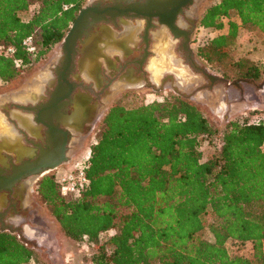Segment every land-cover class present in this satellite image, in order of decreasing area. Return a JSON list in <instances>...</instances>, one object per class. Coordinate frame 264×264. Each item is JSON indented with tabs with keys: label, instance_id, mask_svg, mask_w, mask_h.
<instances>
[{
	"label": "trees",
	"instance_id": "16d2710c",
	"mask_svg": "<svg viewBox=\"0 0 264 264\" xmlns=\"http://www.w3.org/2000/svg\"><path fill=\"white\" fill-rule=\"evenodd\" d=\"M84 1L0 0V79H16L60 42ZM231 13L241 27L264 35V0H218L201 15L200 27L214 35L198 52L211 63L228 60L232 78L261 81L264 59L233 56L238 24ZM28 36L39 50L23 45ZM258 112L218 127L179 93L134 106L115 102L89 149V187L63 196L56 177L46 174L36 192L66 237L95 247L91 264H264V118H249ZM213 139L216 151L202 161L201 142ZM205 228L212 240L199 236ZM228 240L250 243V256L231 255ZM36 250L0 230V264H32Z\"/></svg>",
	"mask_w": 264,
	"mask_h": 264
},
{
	"label": "flooded vegetation",
	"instance_id": "af4514ba",
	"mask_svg": "<svg viewBox=\"0 0 264 264\" xmlns=\"http://www.w3.org/2000/svg\"><path fill=\"white\" fill-rule=\"evenodd\" d=\"M99 1V8L120 2L125 3L124 0ZM93 2L95 5L98 1L91 0L87 4ZM129 2H138V4L143 5L144 10L142 9V11L146 14L154 13L160 14V16L152 15L148 18L147 15H139L136 17L134 16L136 11L130 10L128 11L130 17L117 18L115 24L110 20L100 21L85 29L82 39L77 43L75 67L69 76V80L76 84L72 92L73 102L62 108L58 117L53 118L55 124L71 134L67 142L66 155L68 160L62 164H69L71 161L72 153L69 150H72L70 148L72 138L77 140L74 141L73 150H78L87 137L94 132L97 122L102 120L108 108L115 103V90L119 87L162 91L169 86L174 91H180L177 87L178 81L175 75L168 71L169 68L178 70L185 66L192 76L198 77H200V73L190 65L191 62L207 68L200 62L197 52L200 45L197 42L198 33L202 28L199 23L204 11L200 12L201 0H130ZM171 18H173V23L177 28L176 35L163 21ZM128 30H130V37H133L130 44L135 53H127L124 48L118 49L122 54L127 53L123 59L117 57L119 67H114L108 61V54L101 48L98 51L95 46L92 52L89 51V48L92 49L91 45L95 43V40L104 46L103 38L108 37L109 34L118 36L119 33L124 34ZM58 54L54 55L56 58L54 64L48 69H43L44 71L39 74L40 77L33 82L36 86L43 85L40 95L22 102H10L6 107L0 108L15 128L16 134L23 136L25 143L32 147L29 150L19 152L17 141L9 142L10 150L13 152H3V156H0V176L11 175L13 169L21 162L26 159L30 160L36 157L39 151L49 150L51 147L47 141L48 128L35 121V112L46 104L56 85L57 76L54 68L58 65L61 47L60 55ZM87 58L94 60L90 66L86 65ZM79 60L82 61L81 65ZM155 67L158 71L154 69ZM152 70L157 75L159 73L157 79L154 78ZM25 79L27 78H21L19 85ZM187 79L194 80L192 77ZM7 90L10 91L11 89ZM175 94L177 93L175 92ZM79 109L80 114L77 117L72 120L66 118L73 112L78 113ZM27 114H31L33 126L29 124ZM3 143L7 144L5 138L0 134V144ZM36 178L35 175L25 176L15 182L11 191L0 190V213H5L3 219L7 224L21 228V234L23 225L19 226V221L26 218L30 219L34 215L33 212L39 211L34 194L37 193L38 182H36ZM14 234L18 236L17 233ZM33 243L35 244V242Z\"/></svg>",
	"mask_w": 264,
	"mask_h": 264
},
{
	"label": "rangeland",
	"instance_id": "374dc122",
	"mask_svg": "<svg viewBox=\"0 0 264 264\" xmlns=\"http://www.w3.org/2000/svg\"><path fill=\"white\" fill-rule=\"evenodd\" d=\"M201 1L202 5L200 7V12L204 10L208 5L215 3L218 0ZM89 2H91V0H85L82 6L86 5ZM20 16L23 19H28L29 13L21 12ZM230 18H236L234 13L230 14ZM213 35V32L201 28L198 33L197 42L201 44L202 42H204V40L212 37ZM248 38H250V41L254 42L252 43L254 48L250 52L248 51L247 44H244L246 40H249ZM60 42L53 45L43 55H40L38 59L32 62V65L30 67L24 69L16 79L12 81H2L0 79V93L7 89H14L15 87H17L21 82V78L25 77L31 79V77L33 78L34 76H39V74L44 71L43 69H48V67L52 66L54 64L53 62L56 60L54 55L57 53H59L58 55H60V50L57 51L59 49L58 46L60 45ZM34 45L36 50H39L41 48V45L38 41ZM55 50L57 51V53H55ZM248 52L253 54L251 58L255 61H261L264 59V35H262L259 31H252L248 33L246 29H240L238 36L233 44V56H247L246 54ZM198 55L200 62L207 67L209 72L223 77L228 75L230 77L225 78L229 81L237 79L232 78V66L228 64V60L223 62L211 63L203 59L200 56L199 52ZM155 70L158 71L157 69ZM180 70L181 76H183L184 78H194V76L191 75V73L185 66L180 68ZM152 74L155 79H157L159 76V73L157 75L154 70H152ZM172 93H175V91L169 88V86H167V88L162 91H153L147 89L121 86L115 90L114 96L115 102H119L125 106H134L140 103L151 102L153 100H161L163 97ZM249 118L251 121H258L264 118V113L250 114ZM209 119L218 127H222L224 125L223 121L217 123L210 116ZM100 122L101 119L97 122L94 132L87 137L84 143H82V145L78 149V152L75 155L71 156V161L69 164H62V167L59 170L53 169L44 173L43 175L38 176L36 178V182H38L40 178L46 174H51L57 179L58 175L62 173L65 169L70 167L72 163L82 159L83 156L87 154L89 147L97 137ZM217 144L218 141L216 139H213L209 142L207 140H203L201 142L202 161L209 158L216 151L215 149ZM34 194L39 211L33 212L34 215L32 216V218H26L22 221H19L18 223L19 226L23 225V238L35 242L36 244L37 257L35 258L34 263L32 264H91V256L95 252V247L85 241L75 242L66 237L59 229L53 218L49 215L44 201L41 199L38 193ZM208 219L210 220L209 217ZM111 233H113V231L102 233L100 235V242L106 240ZM199 236L206 240H212L213 238L209 228H205L204 230H202L199 233ZM226 247L231 255L250 256L252 252L250 243L240 245L234 241L228 240L226 243Z\"/></svg>",
	"mask_w": 264,
	"mask_h": 264
},
{
	"label": "water",
	"instance_id": "95a60500",
	"mask_svg": "<svg viewBox=\"0 0 264 264\" xmlns=\"http://www.w3.org/2000/svg\"><path fill=\"white\" fill-rule=\"evenodd\" d=\"M124 1L125 3L120 2L99 8L98 4L100 1L96 0L97 4L94 5V2L86 4L78 10L69 29L60 42L61 56L58 59V65L54 68L57 76L56 85L51 91L46 104L35 112V121L42 123L48 128L47 141L51 147L49 150L39 151L36 157L21 162L13 169L11 175L0 176V190L5 189L11 191L15 182L22 177L29 175H35L38 177L59 167L63 162H67V142L70 139L71 134L55 124L53 118L58 117L61 113V109L73 102L72 92L75 89L76 84L69 80V76L75 67L74 59L78 50L77 43L82 39L85 29L90 25L99 23L100 21L106 22L110 20L115 24L117 18H122L123 16L126 18L130 17L128 14V11L130 10L136 11V14H134L136 17L139 15H147L148 18L152 15L160 16V14L154 13L146 14L142 11V9L144 10L143 5L138 4V2L130 3V0ZM163 21L176 35L177 28L173 23V18ZM81 63L82 61L80 62V65ZM190 65L200 73L201 84L198 86L199 89H212L215 86H221L224 88H233L241 93L244 86L248 85L256 89H261L264 84V81L257 82L250 78H237L229 81L224 77L209 72L205 67L195 65L193 62H191ZM175 92L189 98V95L183 91L177 90ZM79 114L80 109L78 113L73 112L71 115H67L66 118L72 120ZM4 216V212L0 213V230L17 233L18 236L21 237L23 234V232L21 234V228L7 224L3 219Z\"/></svg>",
	"mask_w": 264,
	"mask_h": 264
},
{
	"label": "crops",
	"instance_id": "0c3cea01",
	"mask_svg": "<svg viewBox=\"0 0 264 264\" xmlns=\"http://www.w3.org/2000/svg\"><path fill=\"white\" fill-rule=\"evenodd\" d=\"M225 19H224V27L222 28L221 31L222 34H226L228 32L229 18H225ZM231 19L235 20L238 24V31H237V36H238L240 29H244V28L240 26V22L237 20V18H231ZM247 32L250 33L252 31L247 30ZM132 38L133 37H130V30H128L124 34L119 33L118 36L109 34L108 37L103 38L102 40L104 42V46L101 45V42L95 40V43L91 45L92 49L89 48V51L92 52L95 46L98 51L99 48H101L102 50H104V52L108 54L107 55L108 61L112 63L114 67H119L117 57H119V59H123L124 55L133 52L130 44ZM248 39L249 40H246L244 44H247L248 51L250 52L254 48V46L252 45V43L254 42L250 41V38ZM120 48H124L125 51H127V53L122 54V52H119L118 49ZM59 50L60 47L57 51ZM249 52L246 54L247 55L246 57L253 60L251 58L253 54ZM93 61H94L93 58L92 59L89 58L86 65L90 66ZM154 69H156V67ZM168 71L171 72L173 75H175L178 81L177 87L180 89V91L187 93L189 95V99L197 106H199L201 109L205 110L207 114L217 123L221 121L225 123L230 119H234L242 115H247L252 110L259 111L258 113H264V84L261 89H256L248 85L244 86L243 91L241 93H239L233 88H224L221 86H215L212 89H199L198 86L201 84L200 77L194 76V80L186 79L183 76H181L180 68L178 70L169 68ZM39 77L40 76L37 75L34 76L33 78L31 77V79L27 78L24 80V82L21 85H19V87L15 89H11L10 91L5 90L1 92L0 108L6 107L7 104L10 102H15V101L22 102V101L30 100L40 95V93L43 90L42 87L43 85L39 84L36 86L33 83L34 80L38 79ZM261 81H264V78ZM261 81H257V82H261ZM26 116H27V120L30 121L29 124L33 126L31 114H27ZM16 133L17 132L15 128L11 125L6 115L0 109V134L5 138V142L7 143V144L5 143L0 144V156H3L4 154L3 152H7V153L13 152V150H10L11 145L9 144V142L15 140L18 143L19 152L25 151L26 149L29 150L32 148L25 143L23 136ZM29 134L32 135V133ZM74 141L77 140H74L72 138L70 143V148L72 150L69 151L70 153H72V155H75L78 152V150H73V146L75 143ZM61 167L62 166H60L57 169L59 170Z\"/></svg>",
	"mask_w": 264,
	"mask_h": 264
},
{
	"label": "built area",
	"instance_id": "2783aa9c",
	"mask_svg": "<svg viewBox=\"0 0 264 264\" xmlns=\"http://www.w3.org/2000/svg\"><path fill=\"white\" fill-rule=\"evenodd\" d=\"M66 8V6H64ZM204 29V28H203ZM23 45L29 50H36L34 45V40L32 36H28L23 40ZM4 49L0 45V52ZM13 48L9 47L6 49V52H12ZM18 65V61H16ZM264 150V143L262 145ZM90 165L89 161V149L85 156L82 159L71 164L67 169L60 173L56 179L59 192L63 196L74 197L77 196L81 191L89 187L90 181L86 175V170Z\"/></svg>",
	"mask_w": 264,
	"mask_h": 264
}]
</instances>
